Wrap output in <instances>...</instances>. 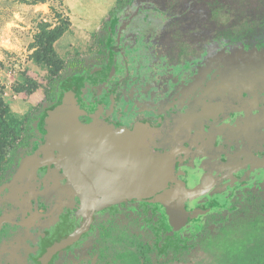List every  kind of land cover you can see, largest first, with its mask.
Returning a JSON list of instances; mask_svg holds the SVG:
<instances>
[{"label": "flooded vegetation", "instance_id": "flooded-vegetation-1", "mask_svg": "<svg viewBox=\"0 0 264 264\" xmlns=\"http://www.w3.org/2000/svg\"><path fill=\"white\" fill-rule=\"evenodd\" d=\"M247 1L257 14L259 1ZM158 34L118 31L102 63L72 73L69 96L61 83L62 101L109 139L103 157L144 128L142 143L168 160L170 177L148 198L86 208L39 125L0 182V264L217 262L240 215L253 224L264 213V44L213 40L167 66L152 45Z\"/></svg>", "mask_w": 264, "mask_h": 264}, {"label": "trees", "instance_id": "trees-1", "mask_svg": "<svg viewBox=\"0 0 264 264\" xmlns=\"http://www.w3.org/2000/svg\"><path fill=\"white\" fill-rule=\"evenodd\" d=\"M257 14H253L248 1L242 0L237 4L235 0H126L119 12L123 18L143 15L150 12L156 14L163 22L161 30L152 45L157 46V60L165 61L167 66L180 65L183 61L191 60L213 40H226L228 43L243 41L248 43L255 39L256 43L264 44V0H258ZM45 3V0H41ZM37 3V2H35ZM118 12V13H119ZM120 14V13H119ZM60 22L55 26L44 24L36 36L33 61L46 69L50 76V88L46 91L50 103L48 109L63 103L61 74L66 68L65 61L56 51L55 44L70 29L71 22L62 14H57ZM122 17H114L106 23L101 48L103 52L111 49L113 38L121 31L118 23ZM152 37V36H151ZM40 84L27 79L16 93L32 95ZM47 109V110H48ZM46 111H39L37 115L30 114L20 118L11 113L0 94V182L14 159L17 149L29 140L33 122L45 127ZM46 142L48 141L45 135ZM48 147V144L46 145ZM264 213L255 214V222L249 220L248 213L235 223V231L229 229L225 234L224 243H231L230 251L235 257V264H264ZM232 248L235 250L232 252ZM229 252L226 253L229 259ZM231 256V255H230Z\"/></svg>", "mask_w": 264, "mask_h": 264}, {"label": "rangeland", "instance_id": "rangeland-1", "mask_svg": "<svg viewBox=\"0 0 264 264\" xmlns=\"http://www.w3.org/2000/svg\"><path fill=\"white\" fill-rule=\"evenodd\" d=\"M125 3L126 0H45V3L41 0H0V94L11 113L20 118L27 114L32 117V114L44 112L50 106L46 97V91L51 87L49 73L32 59L41 26L57 25L60 22L58 13L71 22L70 29L55 44L56 51L66 63L60 79L66 86V96H69L71 86L66 81L72 73L88 69L94 63H102L104 54L101 41L106 33V23L116 16L121 19L123 12L119 11ZM162 23L154 12H150L124 23L119 22L118 28L131 31L139 37L145 34L153 36L161 30ZM28 78L38 82L39 89L30 96L16 93L15 87L25 83ZM66 105H73L70 98L66 100ZM32 128L28 141L39 135L37 120L33 122L32 119ZM93 135L101 143L105 141L102 131ZM234 250L232 248V252ZM224 251L231 253L230 250ZM230 255L228 259L223 253L219 261L213 262V255L209 254L198 263L235 264V257Z\"/></svg>", "mask_w": 264, "mask_h": 264}, {"label": "water", "instance_id": "water-1", "mask_svg": "<svg viewBox=\"0 0 264 264\" xmlns=\"http://www.w3.org/2000/svg\"><path fill=\"white\" fill-rule=\"evenodd\" d=\"M85 115L74 104L63 103L48 110L45 117L48 147L59 153L61 167L83 206L101 209L144 199L163 186L170 177L169 163L166 158L155 157L147 150L146 144L142 143L146 136L144 128L127 133L124 151L114 158H107L97 151L109 139L104 136L102 143L95 139L93 134L96 132L81 125L80 119ZM2 223L0 220V228ZM61 247L63 244L56 245L47 256Z\"/></svg>", "mask_w": 264, "mask_h": 264}]
</instances>
